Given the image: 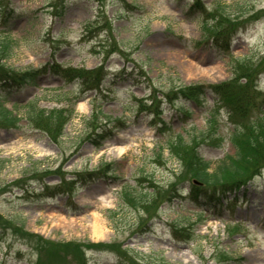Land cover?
I'll list each match as a JSON object with an SVG mask.
<instances>
[{"label":"rangeland","instance_id":"obj_1","mask_svg":"<svg viewBox=\"0 0 264 264\" xmlns=\"http://www.w3.org/2000/svg\"><path fill=\"white\" fill-rule=\"evenodd\" d=\"M225 30L228 43L212 38ZM1 37L10 46L6 66L40 73L0 99L18 119L14 127L0 123V264H79L82 249L85 264H264V170L219 204L222 218L180 198L164 202L171 188L184 197L191 185L171 156L175 136L204 131L214 97L200 108L180 103L182 115L167 104L171 92L244 73L264 103V0H0ZM100 65L108 76L98 94L83 95L78 82L51 70ZM123 68L136 79L109 89ZM217 105L218 141L198 150L211 165L234 154L224 104ZM53 110L66 111L52 121L37 113ZM251 112V120L261 114ZM29 115L41 122L30 125ZM104 116L122 125L95 148L83 137ZM115 147L126 151L103 153ZM90 172L101 176L86 178ZM41 175L49 188L78 175L84 183L41 195L34 179ZM126 183L153 192L149 202L124 205Z\"/></svg>","mask_w":264,"mask_h":264},{"label":"trees","instance_id":"obj_2","mask_svg":"<svg viewBox=\"0 0 264 264\" xmlns=\"http://www.w3.org/2000/svg\"><path fill=\"white\" fill-rule=\"evenodd\" d=\"M189 10L193 11V8H189ZM238 31L239 29L234 30L232 34L234 35ZM226 37H228V39ZM212 38L215 41L221 38L224 39L225 43H228L230 40V32L227 30L218 32L216 35L212 36ZM9 56L10 46L8 45V41L6 38L1 37L0 99L2 97L1 95L6 96L12 92L21 90L26 85L34 84L40 73L38 70L23 71L6 66L2 61H5ZM51 70L53 75L62 78L67 83L78 82L83 95L91 92L98 94L105 91L104 82L107 80L108 75L105 71V67L102 65L93 70L61 68L58 66L52 67ZM133 73V69H121L111 77L110 83H108L109 89L116 85L134 81V78L136 79V77ZM138 83H140V81L136 84ZM254 88L255 86L250 83L249 77L242 73L237 77L234 76V78L227 82L219 84L201 83L184 87L180 86L178 90H174L169 94L170 98L165 95L164 98H168L166 101L170 107L175 105L180 106V108L178 106L180 113L184 112L183 106L180 105L182 102H193L196 106L203 107L204 104L202 103V100L208 93L214 96L215 105L223 103L227 123L231 127L228 139L234 148V154L226 156L214 165L205 161L199 154L198 150L201 147H208L218 141L214 138H218V123L215 116L218 109L215 108L214 111L210 113V118L207 121V127L204 131H194L192 135L186 137L187 139L177 135L170 149L171 156L175 158L180 165L186 168L190 175V179L192 181L194 180L198 185L191 184L186 196L183 198L177 189L171 188L170 192L166 194L164 202L180 198L182 199L181 201L190 202L192 205L206 207L207 209L214 211V215L221 217L222 212L221 210L216 209L217 205L222 203L230 204V199L233 198L241 188L246 187L254 177L259 176L262 173L264 170V103L259 105L256 102L257 93L254 92ZM260 100H264V97L261 96ZM255 108H258L261 114L259 117L251 120V110ZM156 110L161 111L162 109L158 106ZM65 111L66 110H53L44 113L38 111L37 113H41L43 117L48 116L52 121L55 114L58 113V116H63ZM33 115L27 117V123L31 125V121H33L37 125L38 121L41 122V119L37 116L35 119ZM70 115L71 114H67L60 118L62 125L65 121L69 120ZM0 121V123L3 124L2 126L14 127L18 119L12 117L11 112L2 108V104L0 103ZM119 122L115 120L111 121L110 118L104 116L103 120L92 124L91 128L84 135L83 140L89 142L95 148H100L103 142L112 137L113 131L122 125L119 124ZM115 124H117V126H114ZM160 124L162 127L161 129L166 127L164 123L161 122ZM2 162L4 163L5 161ZM43 175L34 178L42 182L40 190L42 191L41 195H44L42 194L44 191H50L54 196L66 194L71 192L79 182H83L79 179L80 175H78V178L70 180L68 183L61 182L53 188H49L45 186L42 181L41 177ZM95 176H101V172H90L86 174V178L91 177L92 179H95ZM61 179L62 178L59 177V180ZM139 181H146V179L137 180V182ZM121 190V202L127 207L132 208L138 204H146L149 202V196L153 193L140 192L137 185L130 186L127 183ZM140 190L142 189L140 188ZM44 243L45 241L42 242V245ZM90 248H93V246ZM35 249H37V247H35ZM85 249L89 250V247H86ZM84 251L85 250L82 249L83 253L80 257L79 264H85ZM130 263L137 264L134 261H130ZM161 263L168 264L162 262V260Z\"/></svg>","mask_w":264,"mask_h":264},{"label":"bare ground","instance_id":"obj_3","mask_svg":"<svg viewBox=\"0 0 264 264\" xmlns=\"http://www.w3.org/2000/svg\"><path fill=\"white\" fill-rule=\"evenodd\" d=\"M125 151H126V147H115L114 149H107L106 152L103 153H106V155L114 153L116 157H119L123 153H125Z\"/></svg>","mask_w":264,"mask_h":264}]
</instances>
